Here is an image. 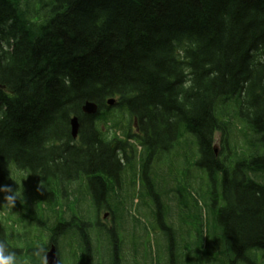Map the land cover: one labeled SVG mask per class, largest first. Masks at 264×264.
I'll use <instances>...</instances> for the list:
<instances>
[{"label":"trees","instance_id":"obj_1","mask_svg":"<svg viewBox=\"0 0 264 264\" xmlns=\"http://www.w3.org/2000/svg\"><path fill=\"white\" fill-rule=\"evenodd\" d=\"M0 85V186L23 190L15 208L0 206V240L22 264L26 251L8 234L15 224L35 228L30 248L79 229L78 264H91L93 217L81 205L88 195L94 215L106 209L120 219L116 192L129 172L145 180L152 211L163 194L175 207L186 173L162 192L153 179L163 185L164 152L178 150L181 163L184 146L205 172L214 243L223 245L206 264H235L254 249L264 258V0H0ZM85 100L97 104L95 114L82 112ZM127 117L137 119L140 137L132 120L123 137L116 133ZM130 138L143 149L138 164ZM116 218L113 236L123 230ZM101 234L109 264H119L114 237Z\"/></svg>","mask_w":264,"mask_h":264},{"label":"rangeland","instance_id":"obj_2","mask_svg":"<svg viewBox=\"0 0 264 264\" xmlns=\"http://www.w3.org/2000/svg\"><path fill=\"white\" fill-rule=\"evenodd\" d=\"M118 122L120 129L117 130L116 133L120 137H123L122 131L129 126L131 120L127 117L126 120L120 119ZM130 126L134 127L135 125L131 124ZM137 129L138 124L134 128V132H137ZM109 134L111 135V131ZM237 134L238 132H235L233 137ZM187 138L190 145L194 146L191 137ZM215 139L216 145H218V142L220 141L219 133L216 134ZM130 141L133 143L134 139L131 138ZM189 150L192 152L191 149ZM189 150L187 146L182 148L181 152L183 153L184 158L181 157V163L178 162L181 165L180 167L175 161V156L178 154V150L174 151L171 149L167 153L164 152L162 165L170 175H165L167 176V179L163 185L153 179L156 188L158 187L162 192V190L165 191L164 189L169 184V181H172L174 174H178L179 171H184L186 173L185 179L188 180L186 184L184 183L185 179L183 178L182 180L179 178L177 181L184 184V187L177 191L176 203L173 208L170 207L167 196L163 194L158 198L160 205H156L160 207H154L153 211H151V206H148L150 200H146L145 198L147 193V184L145 183V180L143 178L140 179L138 176L136 180H133L131 172L127 173L123 192L120 190H117L116 192L117 195L120 194V205L116 212L119 217L122 218L121 222L123 223V230L119 231L121 233V249L119 250L120 264H185L187 263L186 261L191 262L193 260L192 258L197 259L196 264H206L207 259L200 256L208 258L210 255H213V257L218 256L217 253L223 248V245H215L214 243L215 238L213 233L215 230L212 225L211 206H209L205 199V195L202 193V188H204L202 186H204L206 182H200L199 178H203L205 172L199 167L191 166L192 161L195 160L194 158H197V154L193 151L192 154L196 156H190ZM141 152V148L135 152L134 160L137 164ZM175 165L179 168L175 167ZM175 169L178 170L176 171ZM158 173L165 174V171L160 168ZM190 178L194 183L189 182ZM119 187L121 189L122 185L120 184ZM82 188L85 187L82 186ZM26 191L31 193L32 189L28 188ZM88 197V195L85 197L81 207L85 211H90L92 217H94V213L96 212L91 210ZM107 211L110 212V210L102 209L99 214V221L106 227L111 224L109 214L106 217H103L104 213ZM171 211L175 213L174 215H176V217L169 218L167 213L172 214ZM159 214L161 216H159ZM45 215L46 213L39 215L38 221H36L38 225L42 226L44 224L43 219ZM86 230L89 231V228L87 227ZM92 230L94 229L92 228ZM79 231L78 233H80ZM10 232L11 235L16 238L15 245H25V235L21 224H15L14 228L8 232L9 236ZM26 233V237H31L32 240H35V237L39 236L35 235V231H32V229H28ZM46 233L47 232L44 231L39 238L45 241ZM68 233L69 232L60 235V245H58L60 262L61 264H78L80 254L75 253L74 250V247H76V239L66 236ZM53 234H56V232L54 231ZM72 234L73 232H71V235ZM106 236L109 239L113 238V235L109 232L106 233ZM94 237L95 235L92 232V241H95ZM34 242L36 243L33 244L31 248L26 249V256L29 259L34 257L32 255L34 246L38 243L42 244V242L39 241ZM200 242H202V245H200ZM97 245H99V248L101 249L100 257H97V255H99L98 251L94 252V264H109L106 255L104 254V248L106 245H103L101 241L97 242ZM207 248L209 249L208 255L206 254ZM198 250L199 256L196 257ZM262 254V250L254 249L250 254H246L243 259H238L235 264H264ZM88 255H90V253ZM229 256L231 257V255ZM114 257H110V262H113ZM217 259H220L218 264H222V259L220 257L214 258L213 260ZM194 263L195 262L191 264ZM228 263L231 264L230 261H228Z\"/></svg>","mask_w":264,"mask_h":264},{"label":"clouds","instance_id":"obj_3","mask_svg":"<svg viewBox=\"0 0 264 264\" xmlns=\"http://www.w3.org/2000/svg\"><path fill=\"white\" fill-rule=\"evenodd\" d=\"M9 185L0 186V194H2V203L0 206L12 210L18 201L23 197V190ZM32 255L38 260L39 264H48L47 251L41 244H36ZM0 264H22L18 253L10 248L5 240H0Z\"/></svg>","mask_w":264,"mask_h":264},{"label":"water","instance_id":"obj_4","mask_svg":"<svg viewBox=\"0 0 264 264\" xmlns=\"http://www.w3.org/2000/svg\"><path fill=\"white\" fill-rule=\"evenodd\" d=\"M109 102H112V100H109ZM82 108L86 113L89 114L94 113L96 111V105L94 103L87 102ZM76 119L77 118L74 117V119H72L71 122L72 123L71 132L73 137L76 136L78 129V124ZM47 259H48V264H58L54 246H51L50 250L47 252Z\"/></svg>","mask_w":264,"mask_h":264},{"label":"bare ground","instance_id":"obj_5","mask_svg":"<svg viewBox=\"0 0 264 264\" xmlns=\"http://www.w3.org/2000/svg\"><path fill=\"white\" fill-rule=\"evenodd\" d=\"M115 218H116V216H115ZM121 219H122V218H120V219H117V218H116V224H117L118 222H120V221H121ZM119 235H121V233H120V232H119Z\"/></svg>","mask_w":264,"mask_h":264}]
</instances>
